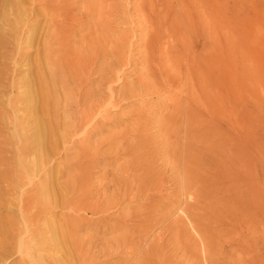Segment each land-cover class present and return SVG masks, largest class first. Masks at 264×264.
<instances>
[{
    "label": "rangeland",
    "instance_id": "1",
    "mask_svg": "<svg viewBox=\"0 0 264 264\" xmlns=\"http://www.w3.org/2000/svg\"><path fill=\"white\" fill-rule=\"evenodd\" d=\"M99 1L93 0L94 10L85 7L79 20L68 22V25L73 21L86 23L81 34L88 26L94 29L101 25L95 38L112 41L106 58L102 60L100 55L96 59L89 76H80V82L85 81V85H76L77 88L72 84L75 80L72 75L78 74V66L72 68L73 74L67 72L68 79L67 75L62 76L61 84V26L64 29L67 25L61 22V0H0V264H81L80 253L88 255L86 264H264V0H144V3L113 0L114 6L108 4L112 0ZM75 35L69 36L71 40L67 43L76 48L74 41L81 35ZM131 35L132 39L136 37L134 41ZM119 38L126 40L124 54L130 60L121 69L114 65L117 71L114 68L112 71L110 66L116 61L110 54L124 44ZM182 40L186 41L184 47ZM174 42L181 49L188 48L186 55L181 54ZM129 43L133 49L127 54ZM144 43L153 56L145 55ZM150 43L155 47L154 52ZM76 50L82 53L81 47ZM172 56H180L179 65L172 67ZM192 57L195 62L202 57L206 59L202 61L206 64L203 69L207 91L204 89L203 98L198 85L193 89L194 99L203 98L204 103L202 106L193 103L199 112L193 113L186 151L183 138L175 142L170 134L160 135L153 132L157 129H151V133L158 134L160 148L136 156V163L142 167L128 172L127 187L106 188L105 183L101 186L103 191H98V181L75 186L76 183L67 180L68 172H62L61 166L71 161L70 149H64L71 142L68 143V138L62 145V134L67 125L66 110L72 107L75 97L82 99L95 90L92 95L102 93L105 103L109 102L106 109L111 119L107 127H114L111 132L129 135L127 126H135L132 115L135 109H132L139 102L148 104L147 112L159 116L166 111L161 107L164 93L175 90L174 98L180 95L186 99L185 92L180 93L178 81H181L180 69ZM74 62L80 65V61ZM133 64H137L135 68ZM164 65L172 70L171 79L168 77L170 80L166 82L160 70ZM99 66L105 73L99 72ZM110 70L113 80L100 81L101 75H108ZM139 74L144 76V82H148L149 76L154 82H162L164 90L157 93L151 90L153 94L143 90L144 97L122 100L118 95L123 92V85L135 81ZM38 76L45 78L47 86L43 111H39ZM156 99L160 108L155 106ZM30 110L38 115L37 124H32L28 117ZM20 121L26 126H21ZM91 121L86 124L89 130L83 126L80 129L84 133L80 129L76 131L73 143H80L89 134L94 124ZM36 129L41 131L36 142L42 141L43 146L23 154L22 135H33ZM182 131L184 127H179L181 137ZM108 132L103 130L93 137H103ZM133 138L129 135L124 141L134 146L137 143ZM118 141L120 138L113 141L114 146ZM114 151L115 147L110 154L99 155L102 163L97 170L110 168L103 167V163L114 159ZM126 156L122 160L124 165L127 162L132 166L133 154ZM133 175L139 178L134 180ZM79 192L89 193V198L78 200ZM25 196H29L32 210L28 213L21 210ZM8 222L13 223L9 232Z\"/></svg>",
    "mask_w": 264,
    "mask_h": 264
},
{
    "label": "bare ground",
    "instance_id": "2",
    "mask_svg": "<svg viewBox=\"0 0 264 264\" xmlns=\"http://www.w3.org/2000/svg\"><path fill=\"white\" fill-rule=\"evenodd\" d=\"M101 1V0H100ZM99 1V3H101ZM127 1H129V0H127ZM138 1V0H137ZM143 1V3H144V0H142ZM152 1V0H151ZM155 1V0H154ZM165 1V0H164ZM172 1V0H171ZM171 1H170V3H171ZM149 2V1H148ZM180 2H182V1H180ZM193 2V1H192ZM92 3H93V0H61V22H62V24L63 23H67V25L65 26V28L63 29V27L61 26V84L63 83V81H64V77H62L63 75H67V72H71V74H73V70H72V68L74 67V66H78V68H79V72H77L78 74L77 75H75V77L72 75V79L74 78L75 80L74 81H72L71 83L74 85V86H76V85H79V84H83L84 82L82 81V82H80L81 80H80V76L81 75H86V76H89V73L92 71V69H93V65L95 64V61H96V59L101 55L102 57H101V59L102 58H106L105 56H107L106 54H107V52H108V50L109 49H111L112 48V41L111 40H105V39H102V38H99V37H96L95 38V35L98 33V30H99V27L101 26H99V27H95L94 29H92V27L91 26H88L87 27V29H86V31L83 33V34H81L80 33V31L82 30V26H83V24L82 23H80V21H78L79 23H76V22H72V24L71 25H68L69 23V21H71V20H76L77 21V19L79 20V18H80V16H82L81 14L82 13H80V12H82L83 10H84V8L85 7H88V8H91V9H93L92 8ZM102 3H103V1H102ZM107 3V2H106ZM147 3V2H146ZM104 4V3H103ZM108 4L110 5V6H114V1L112 0L110 3H109V1H108ZM119 4V3H118ZM128 4V3H127ZM168 4V3H167ZM179 4V3H178ZM184 4V3H183ZM99 5V4H98ZM142 5V4H141ZM171 5H172V3H171ZM199 5V4H198ZM105 6V5H104ZM128 6V5H127ZM181 6V5H180ZM182 6H186V4H184V5H182ZM182 6L180 7V8H182ZM94 7V6H93ZM137 7V6H136ZM141 7V6H140ZM169 7H170V5H169ZM87 8V10L88 11H90V9H88ZM148 8V7H147ZM173 8H175L174 6H173ZM186 8V7H185ZM197 8V7H196ZM64 9V10H63ZM95 9H97V7H95ZM63 10V11H62ZM66 10V11H65ZM94 10V9H93ZM139 10V9H138ZM141 10V9H140ZM152 10V9H151ZM157 10V9H156ZM186 10V9H185ZM184 10V11H185ZM98 11V10H97ZM126 11V10H125ZM158 11V10H157ZM156 11V12H157ZM92 12V11H91ZM94 13L92 14V15H94L95 14V11H93ZM104 12V11H103ZM151 12H149V14H150ZM177 13V12H176ZM175 13V14H176ZM88 14V13H87ZM98 14V13H97ZM102 14V13H101ZM159 14V13H158ZM105 15H106V13H105ZM162 15V14H161ZM167 15V14H166ZM96 16V15H95ZM98 16V15H97ZM107 16V15H106ZM123 16V15H122ZM183 16V15H182ZM91 17V14H90V16H89V18ZM127 17V16H126ZM188 17H189V15H188ZM83 18V17H82ZM98 18H99V16H98ZM104 18H106V17H104ZM163 18V17H162ZM169 18V17H168ZM110 19V18H109ZM152 19V18H151ZM182 19V18H181ZM88 20V19H87ZM168 20V19H167ZM171 20H173V19H171ZM185 20H186V18H185ZM86 21V20H85ZM107 21V20H106ZM111 21V20H110ZM144 21V20H143ZM83 22V21H82ZM88 22H92L90 19H89V21ZM157 22V21H156ZM165 22V21H164ZM168 22V21H167ZM108 23V22H107ZM138 23V22H137ZM140 23V22H139ZM86 24V23H85ZM84 24V25H85ZM92 24V23H91ZM95 24H97V23H95ZM113 24V23H112ZM166 24V23H165ZM107 25V24H106ZM110 25H111V23H110ZM146 25H147V23H146ZM145 25V26H146ZM152 25H153V23H152ZM172 25V24H171ZM64 26V25H63ZM104 26V25H103ZM132 26V25H131ZM130 26V27H131ZM136 26V25H135ZM138 26V25H137ZM142 26V25H141ZM140 26V27H141ZM149 26V25H148ZM151 26V25H150ZM192 26V25H191ZM129 27V28H130ZM133 28H134V30L136 29L134 26H132ZM131 27V28H132ZM139 27V28H140ZM90 28V29H89ZM128 28V29H129ZM142 28V27H141ZM151 28V27H150ZM150 28H149V30H150ZM154 28H156V27H154ZM168 28V27H167ZM166 28V29H167ZM147 29V28H146ZM145 29V30H146ZM152 29H153V27L151 28V32L150 33H152ZM157 29V28H156ZM163 30V29H162ZM74 31V32H73ZM103 31V30H102ZM164 31V30H163ZM72 32H73V34L75 35V36H78V35H81V38H79L78 39V41H74V44L76 45V48L77 49H79V47H81L82 48V53H79L78 52V50H76V48L75 47H71V46H69L68 45V43L67 42H70L69 40H71L70 38H69V36H73V34H72ZM128 32V31H127ZM159 32H161V31H159ZM129 33V32H128ZM127 33V34H128ZM130 33H132L131 31H130ZM147 33V32H146ZM156 33V32H155ZM78 34V35H77ZM137 34V33H136ZM165 34V33H164ZM85 35H89V39L88 40H86L85 39ZM140 35V34H139ZM139 35H137L138 37L137 38H139ZM74 36V37H75ZM120 37L122 36L121 34L119 35ZM145 36H147V35H145ZM145 36H143V38L145 37ZM156 35H154V37H155ZM73 37V38H74ZM123 37V36H122ZM121 37V38H122ZM154 37H152L151 38V40H153L154 41ZM158 37V36H157ZM163 37V36H162ZM77 38V37H76ZM115 38L116 39H118L116 36H115ZM131 39H132V35H131V37H130ZM159 38H161V37H159ZM123 39H125V38H123ZM129 39V38H128ZM134 40L136 39V37H134L133 38ZM132 39V41H134ZM142 39V38H141ZM145 39H146V37H145ZM162 39V38H161ZM119 40H120V38H119ZM118 40V41H119ZM143 40V39H142ZM160 40V39H159ZM163 40H164V38H163ZM162 40V44H163V41ZM178 40V39H177ZM121 41H123V40H120V43H121ZM131 41V40H130ZM147 41V40H146ZM158 41V40H157ZM182 41H185V40H182ZM66 42V43H65ZM140 41H138V43H139ZM155 42V41H154ZM161 42V41H160ZM159 42V43H160ZM180 42H181V40H180ZM190 42V41H189ZM87 45H86V44ZM96 43H97V45H96ZM122 43H124L122 46H121V44L119 45V46H117V48L115 49V50H112V54H110V55H114L115 57H113V59H115V63L113 64V66L114 65H116V67H118V68H120L121 69V67L122 66H124L125 64H127V63H129V60L130 59H128V56H127V59H125V54H124V51H125V45H126V40H125V42L123 41ZM137 43V42H136ZM146 43V42H145ZM144 43V44H145ZM156 43V42H155ZM158 43V42H157ZM172 43V42H171ZM175 43V42H174ZM177 43V42H176ZM175 43V44H176ZM119 44V43H118ZM131 44L132 43H129V48H128V50H127V54H129V51H131L132 49H133V47L131 46ZM134 44V43H133ZM147 44V43H146ZM146 44L145 45H143L144 47V52H145V55L146 56H148V57H150V56H153L154 54L153 53H150V52H148L147 51V49H146ZM184 44H186V41L185 42H183L182 43V47H184L185 45ZM116 45H117V43H116ZM128 45V44H127ZM139 45H141V44H139ZM150 45H152L151 43H150ZM171 45V44H170ZM178 45H180L181 46V43L180 44H178ZM115 46V45H114ZM142 47V46H141ZM165 49H167V45H165V46H163ZM173 47H174V45H173ZM107 48H109V49H107ZM137 48V47H136ZM162 48V47H161ZM163 48V49H164ZM176 48H178V50H180L181 48L179 47V46H177V44H176ZM186 48L187 47H185V49H181L182 51H181V54L183 53L184 55H186V52L185 51H188V48H187V50H186ZM203 48V44H200V49H202ZM135 49V48H134ZM154 49H155V47H154V45H152L151 46V50L154 52ZM169 49V48H168ZM199 49V50H200ZM157 50V49H156ZM174 50H175V48H174ZM177 50V49H176ZM177 50V51H178ZM83 51H84V53H83ZM139 51V50H138ZM143 51V50H142ZM159 51H161V50H159ZM172 51V50H171ZM201 51V50H200ZM164 52V51H163ZM174 52V51H173ZM176 52V51H175ZM179 52V51H178ZM75 53H77L76 55H75V58L73 57L74 56V54ZM200 53H202V52H200ZM109 55V56H110ZM197 55V54H196ZM108 56V57H109ZM160 56V55H159ZM187 56H188V52H187ZM190 56H192V55H190ZM199 56H200V54H199ZM206 56V55H205ZM78 59H77V58ZM167 57V56H166ZM179 57L180 56H177V57H175V56H172V67L173 66H177V65H179ZM183 57H185V56H183ZM189 57V56H188ZM112 58V57H111ZM110 58V59H111ZM170 58V57H169ZM187 58V57H186ZM197 58V57H196ZM195 58V59H196ZM203 58L204 57H202V60H203ZM189 59V58H188ZM187 59V60H188ZM190 59H191V61L192 62H190ZM189 59V61H186V63L187 62H189L188 63V65H185V66H183L182 68H183V70L182 69H180L181 70V81H178V86H179V90H180V93H182V92H185V96H186V99H185V97H183L184 98V100L182 99V96H180L179 95V97H176V98H174L175 96H177V92L174 90V92L172 91V93L171 94H167V95H164L163 94V96H165V100L162 102L163 103V106L161 105V107H164L165 109H166V111L164 112V113H160V115L159 116H156L155 114L156 113H150V112H147V109H148V104L146 105L145 103H143V102H139V106L137 107V108H134L133 107V109L132 110H134L133 111V113H132V115L134 116V127H132V126H127V129H128V134L129 135H132L136 140V145L134 144V146H132L131 144H129V142L128 141H124L126 138H128L129 137V135H124V136H122L119 132H111L112 131V129L114 128H111L110 127V125L107 127V122H109L110 121V119L111 118H109L108 117V115H109V113H108V111H107V109H106V106H107V104L109 103H105V100H104V98H103V94L102 93H100L99 91H98V94L97 95H92L94 92H97V90H95L93 93H87V94H89L87 97H84L83 96V98L82 99H80L79 97H78V99H76V97H75V99L74 100H76L75 102H73V105H72V107L70 106V107H68V110H66V111H68L67 112V125H64V127H65V129L63 130V131H61V133L63 132V134H62V139H63V142H62V145H64L63 143L64 142H66L67 141V139L68 138H70V141H69V139H68V143H70L71 142V144H68V147L67 146H65L64 147V149H70V150H72V154L70 153V150L68 151V153H69V155L71 156L72 155V158H71V161L70 162H68L66 165H62L61 166V170H62V172H63V170H65L66 172H68V176H66V178H67V180L68 181H70L72 184H74V183H76V185L75 186H82V185H85V184H87V183H94L95 181H98V191L101 189V186H104V184L106 183V188H109L110 187V185H113L114 186V188H121L122 186H125V187H127V185L129 184L128 183V175H129V171L130 170H136V168H139L140 169V166L141 165H139V162L138 163H136V160H138V158H136V156H138L139 154H141V152H142V156H143V154H145V153H143V152H147L148 154H150V152L152 151V150H156V148L159 146V145H161V144H158L159 143V139H158V137H157V135L158 134H160V135H162V134H166V135H171V136H173L174 137V140H175V142H177L178 140H180V138L182 139L183 138V142H184V146H183V150L184 151H186L187 149H185L186 148V146L187 147H189V139H190V135H189V133H190V128H191V123H192V121L194 120V116H193V113H194V111H197V113L199 112L198 111V109H197V106L201 103V106L203 105L202 104V102L204 103V101H203V98H204V89L207 91V88H205L204 87V85L206 84L205 83V71H204V67L203 66H205L206 64H204L203 63V61L202 60H200V61H198V62H195L194 61V57H192V58H190ZM74 60H78V61H80V65H77L76 64V62H74ZM103 60V59H102ZM101 60V61H102ZM107 59H105V61H106ZM145 60H147V58H145ZM145 60H143V61H145ZM183 60H185V59H183ZM204 60H206L205 58H204ZM139 61V60H138ZM108 62V65L110 64V62L109 61H107ZM204 62H206V61H204ZM182 63V62H181ZM180 63V64H181ZM184 63V62H183ZM199 63H202V65L201 64H199ZM158 64V63H157ZM193 64H195L194 66L195 67H193L192 65ZM102 65V64H101ZM100 65V66H101ZM107 65V64H106ZM137 65V64H136ZM135 64H133V67L135 68V66H136ZM144 65V64H143ZM100 66L98 67V69L100 70L99 72H102L103 70L100 68ZM111 67L110 66V68H111V70L114 68V70H116L115 69V66L114 67ZM146 66L149 68V67H151V63L149 62V63H147L146 64ZM145 66V67H146ZM167 66H169V65H166V67H165V65L164 66H161L160 68V70H162L163 72H164V76H165V78H166V80H165V82L168 80V77H170L171 75H169L170 73H171V71L172 70H169V67H167ZM181 66V65H180ZM102 67V66H101ZM164 68V70H163V68ZM179 67V66H178ZM108 68V67H107ZM117 68V69H118ZM171 68V67H170ZM175 68H177V67H175ZM174 68V69H175ZM106 69V68H105ZM119 69V70H120ZM159 68L157 67V69H156V71L158 70ZM173 69V70H174ZM94 70V69H93ZM111 70L109 71V74L107 75V73L104 75V74H102V73H105V71L104 72H102L101 74L103 75H101V77L100 76H98V77H100L101 79H100V81H112L113 80V75H110V72H111ZM114 70H112V71H114ZM118 70V71H119ZM160 70H159V73H161L160 72ZM117 71V70H116ZM175 71V70H174ZM178 71H179V69H178ZM132 72V71H131ZM145 72V71H144ZM133 73V72H132ZM107 76V77H106ZM120 76V75H119ZM67 77V79H68V75L66 76ZM144 77V76H143ZM140 74H139V76L137 77V78H135V81H130L129 83L127 82V83H125L124 85H123V87H124V90H123V92H120V94L118 95V96H120L121 98H122V100H129V99H135V98H138V97H144L143 95V93H142V91L144 90L145 92H146V94H148V93H150V94H153L152 93V91H154V93H157V92H159V91H162V90H164L163 89V86H164V84H162V82H154L153 81V79L149 76L148 77V82H144V79H142L143 78ZM147 77V76H146ZM160 77V76H159ZM42 77H39L38 76V83H39V91H38V93H39V97H40V99H41V103H40V108H39V111L41 110V111H43V109H44V105H43V99L47 96V86H45V84H46V80H44L43 78L41 79ZM71 78V77H70ZM71 79V80H72ZM170 79H171V77H170ZM169 79V80H170ZM70 80V79H69ZM84 80V79H83ZM97 80H99V79H97ZM116 80V79H115ZM168 80V81H169ZM65 81H66V79H65ZM88 81V80H87ZM86 81V82H87ZM147 81V80H146ZM172 81H174V80H171L170 82L172 83ZM176 81H177V79H176ZM69 82V81H68ZM71 83H70V85H71ZM91 83V82H90ZM93 83V82H92ZM98 83V82H97ZM164 83V82H163ZM102 84V83H101ZM100 84V85H101ZM145 84V85H144ZM173 84H174V82H173ZM172 84V85H173ZM208 84V83H207ZM69 85V84H68ZM70 85L68 86V87H70ZM83 85H85V84H83ZM86 85H87V83H86ZM92 85V84H91ZM91 85H90V87H91ZM94 85H95V82H94ZM100 85H97V86H99L100 87ZM150 86V88L149 87H147V86ZM169 85V84H168ZM171 85V84H170ZM169 85V86H170ZM171 85V86H172ZM195 85H198L200 88H201V92H200V94L202 93V96H203V98H198L199 99V101L198 100H195L194 99V97H196V96H194L193 97V89L195 88ZM66 86V84H64L63 85V87H65ZM73 86V87H74ZM93 86V85H92ZM176 86V85H175ZM197 86V87H198ZM208 86V85H207ZM206 86V87H207ZM77 88L79 87V86H76ZM82 87V86H81ZM99 87L97 88V89H99ZM111 87H112V84H111ZM173 87V86H172ZM199 87H198V89H199ZM71 88V87H70ZM88 88V87H87ZM108 88H110V87H108ZM113 88V87H112ZM65 89V88H64ZM67 89V88H66ZM72 89V88H71ZM73 89H75V88H73ZM77 90V89H76ZM100 90V89H99ZM102 90V89H101ZM152 90V91H151ZM176 90H177V86H176ZM71 91V90H70ZM90 91V90H89ZM88 91V92H89ZM112 91V90H111ZM65 92H68V90H65ZM78 92H79V89H78ZM84 92V91H83ZM91 92V91H90ZM113 92V91H112ZM194 92H196V91H194ZM199 92V91H198ZM71 93V92H70ZM69 93V94H70ZM74 94H75V91L73 92ZM109 93V92H108ZM68 94V93H67ZM73 94V95H74ZM80 94V93H79ZM79 94H77V95H79ZM96 94V93H95ZM111 94V93H110ZM113 95H114V93H112ZM116 94V93H115ZM143 94V95H142ZM161 94V93H160ZM183 94V93H182ZM199 94V93H198ZM64 95V98L65 97H67V96H65L66 94H63ZM75 96H76V94H75ZM111 96V95H110ZM116 96H117V94H116ZM162 96V95H161ZM162 96V97H163ZM184 96V95H183ZM198 96V95H197ZM201 96V97H202ZM72 97V96H71ZM70 97V98H71ZM89 97V98H88ZM93 97V99L91 100V98ZM147 97V96H146ZM87 98L89 99L88 101H87ZM108 98V97H107ZM110 98H112V97H110ZM164 98V97H163ZM113 99V98H112ZM116 99V98H115ZM162 99V98H161ZM157 100V99H156ZM68 101V100H67ZM70 101V100H69ZM113 101H115V100H113ZM112 102V101H111ZM125 102V101H124ZM153 102H154V100H153ZM158 102V103H157ZM157 102L155 101V103H156V105L155 106H157L158 104H159V100H157ZM194 102H198L197 103V106H195V104H193ZM26 103V102H25ZM70 103H71V101H70ZM69 103V104H70ZM146 103H147V101H146ZM154 103V104H155ZM28 104V102L26 103V105ZM33 105V104H32ZM12 106H13V108L15 107V104L13 103L12 104ZM109 106V105H108ZM112 106V105H111ZM150 106L151 107H154V105L151 103L150 104ZM159 106V105H158ZM26 107V106H25ZM65 107V106H64ZM200 107V106H199ZM130 108H132V107H130ZM159 108H160V106H159ZM67 109V108H66ZM153 109V108H152ZM151 108H150V111L152 110ZM203 109V108H202ZM16 110V109H15ZM131 110V109H130ZM154 110H156L155 108L153 109V111ZM160 110V109H159ZM203 110H205V109H203ZM163 111V110H162ZM156 112V111H155ZM204 112V111H203ZM64 113H66V112H64ZM131 114V113H130ZM130 114H129V116H130ZM114 115H117V114H114ZM113 115V116H114ZM124 115H126V114H124ZM123 115V116H124ZM199 115H203L202 114V112H200L199 113ZM112 116V117H113ZM123 116H120L121 118L123 117ZM28 117L31 119V121H32V124H37L38 123V115L37 114H34L31 110L30 111H28ZM66 117V116H65ZM98 117H100L99 119H98ZM117 117V116H116ZM118 117H119V115H118ZM125 117V116H124ZM123 117V118H124ZM128 117V116H127ZM115 118V117H114ZM129 118H132V116L131 117H129ZM128 118V119H129ZM173 118H175V120L173 119ZM94 119H98V120H96L95 121V123H94ZM125 119H127V118H125ZM127 119V120H128ZM19 120V119H18ZM93 121V125L91 126V130L88 132L89 134L86 136V137H84L83 139H81L80 140V143H78V144H75V143H73V141H72V137H74V135H75V133H76V131L78 130V129H80L81 127H83V128H86L87 130H89V128H87L86 127V124H88V122L89 121ZM132 120V119H131ZM65 121V122H66ZM91 121V122H92ZM21 126H26V125H22V122L20 121V122H18ZM27 123V122H26ZM90 123V122H89ZM112 123V122H111ZM92 124V123H91ZM90 124V125H91ZM109 124V123H108ZM175 124H177V126H175ZM196 124V123H195ZM90 125H88V126H90ZM131 125V124H130ZM197 126H199V125H197ZM63 127V128H64ZM156 127V128H155ZM179 127H184V133H183V131H182V133H183V137H181L182 135H181V133H179L178 132V128ZM133 128V129H132ZM62 129V128H61ZM86 129H85V131H86ZM151 129L153 130V129H157V130H153V132L154 131H158V134L156 135L155 133H157V132H155V133H151ZM81 130V132L82 133H84L83 131H82V129H80ZM103 130L105 131V130H108L109 132H108V134L107 135H105V136H103V137H99V138H96L95 136V139H94V137H93V135L94 134H102L103 133ZM181 130V129H180ZM183 130V129H182ZM195 130V129H194ZM194 130H193V132L192 133H194ZM163 131V132H162ZM81 132H80V134H81ZM123 133H124V131H123ZM40 135H41V131L39 130V129H36L35 130V132H34V134L33 135H30V134H25V135H22V137L24 138H21L22 140L20 141L21 143H22V141H23V146H22V153L24 154L25 152H27V151H31L33 148L34 149H37V148H40V147H42L43 146V142L41 141V142H36V139H37V137L39 138L40 137ZM76 136V135H75ZM193 136V135H192ZM145 137H148V139L145 141ZM75 138V137H74ZM118 138V139H117ZM119 138H120V141H118L117 143H115V146H114V143H113V141L114 140H119ZM132 138V137H131ZM133 138V139H134ZM160 138V137H159ZM164 138V137H163ZM165 139V138H164ZM131 140V139H130ZM129 140V141H130ZM162 140V139H161ZM160 140V141H161ZM166 140L168 141V137L166 138ZM166 140H163L164 142L163 143H165V144H167V141ZM75 141V140H74ZM124 141V142H123ZM134 141V142H135ZM145 141V142H144ZM190 141H193V140H190ZM31 142H35L34 144L33 143H31ZM76 142V141H75ZM179 142V141H178ZM31 143V144H30ZM124 143H126L127 145H124ZM156 143H157V146H156ZM174 143V142H173ZM181 143H182V140H181ZM192 143V142H191ZM190 143V144H191ZM73 144H75L74 146H73ZM105 144H107V148H105V149H103V147H104V145ZM178 144V143H177ZM177 144H175V146L177 145ZM183 144V143H182ZM163 146H164V144H163ZM167 147L169 146L168 144L166 145ZM173 146V145H172ZM181 146V145H180ZM63 147V146H62ZM113 147H115V151H114V159L113 160H109V162H106L105 164L103 163V167H105V166H110V171H109V169L108 170H103V172L101 171V170H97V168L99 167V165L102 163V161L100 162V160H99V155H106V154H110V152H111V150L113 151ZM170 147V146H169ZM158 148H160V147H158ZM21 149V148H20ZM63 149V148H62ZM63 149V150H64ZM166 149V148H165ZM171 149V148H170ZM180 149H182V148H180ZM160 150V149H159ZM162 150V149H161ZM161 150H160V153H161ZM167 150V149H166ZM165 150V151H166ZM169 151V149L167 150V152ZM174 151V150H173ZM176 151V150H175ZM183 151V155L185 154V152ZM65 152V151H64ZM152 152H155V151H152ZM171 152V151H170ZM169 152V153H170ZM178 152H179V150H178ZM66 154H68L67 152H65ZM174 153V152H173ZM173 153H172V155H173ZM188 153V152H187ZM128 154H133V156H132V160L134 159L135 160V162L133 163V165L131 166V165H127V162H126V166L124 165L125 163H123V159H124V157H128V156H126V155H128ZM152 154V153H151ZM166 154V153H165ZM178 154V153H177ZM146 155V154H145ZM157 155L158 154H156V157H157ZM170 155V154H169ZM171 155V156H172ZM189 155V154H188ZM67 156V155H66ZM70 156H67L68 158L70 157ZM108 156V155H107ZM140 156V155H139ZM141 156V157H142ZM154 156H155V153H154ZM177 156V155H176ZM175 156V157H176ZM179 156V155H178ZM185 156V155H184ZM158 157H159V155H158ZM157 157V158H158ZM166 157V156H165ZM102 158H103V156H102ZM136 158V159H135ZM149 157L147 156L146 157V160L148 159ZM152 158H154V157H152ZM171 158V157H170ZM187 158V156L184 158V159H186ZM189 158V157H188ZM101 159V158H100ZM178 159V157L176 158V159H174V161L175 160H177ZM179 159H180V157H179ZM67 160V159H66ZM85 160H87V161H85ZM123 160V161H122ZM130 160V159H129ZM153 160V159H152ZM151 160V161H152ZM62 161V160H61ZM154 161V160H153ZM173 161V160H172ZM185 161V160H184ZM186 161H188V160H186ZM144 162V161H143ZM142 162V163H143ZM178 162V161H177ZM64 163H65V161H64ZM130 163H131V161H130ZM144 163H146V162H144ZM179 163V162H178ZM177 163V164H178ZM188 164H189V162H187ZM114 164V165H113ZM148 164V163H147ZM150 164H152V163H150ZM184 164H186L185 162H184ZM143 165V164H142ZM177 166V165H176ZM142 167V166H141ZM144 167V166H143ZM149 167V166H148ZM148 167H147V169H148ZM151 167V166H150ZM187 167V166H186ZM186 167H184V168H186ZM100 168V167H99ZM135 168V169H134ZM144 168H146V167H144ZM183 168V167H182ZM188 168V167H187ZM186 168V169H187ZM143 169V168H142ZM71 171H73V173H71ZM140 171H142V170H140ZM150 171H151V169H150ZM183 171H186V170H183ZM188 171V170H187ZM186 171V172H187ZM129 172V173H128ZM133 172V171H132ZM131 172V173H132ZM189 172H190V169H189ZM135 173V172H134ZM144 173V172H143ZM146 173V172H145ZM188 173V172H187ZM186 173V174H187ZM133 174V173H132ZM148 174H150V173H148ZM143 176V175H142ZM133 178H134V180H136V179H138L139 178V176H136V175H133L132 176ZM187 177H188V175H187ZM95 178H97V179H100V180H96ZM133 178L131 179L132 181H133ZM145 178V177H144ZM130 180V179H129ZM184 181H187L188 182V180H186L185 179V176H184ZM95 184V183H94ZM75 190V189H74ZM102 190V189H101ZM107 190V189H106ZM105 190V191H106ZM103 191V190H102ZM78 193V192H77ZM103 193V192H102ZM77 198H79L78 200H81V201H85V200H87L88 198H89V193H83V192H79V194L76 196ZM75 197V198H76ZM99 197V196H98ZM98 197L96 196V197H94V198H96V200H98ZM21 210H22V213L23 212H26V213H28L29 212V210H31L30 209V206H29V196H25L24 197V199H22V206H21ZM32 211V210H31ZM34 214H35V212H34ZM31 215H33V213L31 214ZM36 215H37V213H36ZM25 222H26V220H24ZM9 224H8V226H9V228H7V231L9 232L11 229H12V227H13V223L12 222H8ZM42 234V233H41ZM12 243V242H11ZM8 250V249H7ZM80 256H79V259H80V263L81 264H86V259L88 258V255H86V254H82V253H80L79 254ZM90 259V258H89ZM91 260V259H90ZM89 264V263H88Z\"/></svg>",
    "mask_w": 264,
    "mask_h": 264
}]
</instances>
